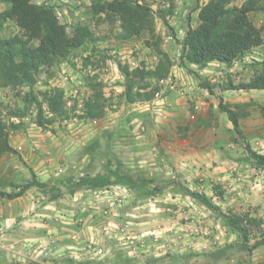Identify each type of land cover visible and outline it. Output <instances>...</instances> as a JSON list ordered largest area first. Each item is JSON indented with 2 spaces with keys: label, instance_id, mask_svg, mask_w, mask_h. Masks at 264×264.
Returning a JSON list of instances; mask_svg holds the SVG:
<instances>
[{
  "label": "crops",
  "instance_id": "1",
  "mask_svg": "<svg viewBox=\"0 0 264 264\" xmlns=\"http://www.w3.org/2000/svg\"><path fill=\"white\" fill-rule=\"evenodd\" d=\"M253 58L264 61V44L232 66L218 61L204 68L174 64L166 80L174 78L179 86L165 93L158 112L139 113L129 103L126 114L117 112L111 122L119 129L120 145L78 149L80 174L94 183L65 190L52 176L55 164L46 155V147L33 152L23 140L18 141L22 145L10 140L18 152L0 158V191L18 192L22 188L19 181H5L9 173L2 162L17 154L27 161L39 181L56 185L60 193L41 202L39 195L45 190L32 186L20 196L9 198L14 206L11 210L7 209L6 197L0 196V220L15 218L8 231L0 225V264L264 261L263 256L256 257L264 244L254 249L252 257L238 254L246 248L243 237L223 215L231 211L264 219V172L255 175L262 168L246 160L241 137L227 113L219 108L222 100L264 104V90H223L218 86L211 92L201 83L209 80L217 85L229 78L237 83L236 79L242 77L239 72L252 69L249 61ZM257 109L258 113L254 112ZM240 124L244 135L264 139V115L257 105L240 118ZM54 145L52 142L50 147ZM75 149L66 146L61 151L62 146L54 147L63 157ZM116 186L126 187L127 196H118ZM193 191L208 196L219 209L207 206L191 194ZM27 215L28 219H21ZM196 227L212 234L195 235ZM92 247L102 249L103 254L93 260L81 259Z\"/></svg>",
  "mask_w": 264,
  "mask_h": 264
},
{
  "label": "trees",
  "instance_id": "2",
  "mask_svg": "<svg viewBox=\"0 0 264 264\" xmlns=\"http://www.w3.org/2000/svg\"><path fill=\"white\" fill-rule=\"evenodd\" d=\"M95 14L103 13L110 22L121 21V38H130L149 33L147 44L152 46L159 55L156 66L149 69L139 66L131 69L121 66L125 76L124 97L128 103L152 100L160 90L158 82L169 77L174 61L170 54L163 50L162 42L155 33V19L150 4L146 0H90ZM8 7L0 10V25L12 20L20 27L21 33L9 38H0V88L19 87L28 84L33 87L37 75L42 69H51L68 58L71 52L81 47L87 40L93 39V34L87 27H78L74 35H70L67 26L60 22L55 11L46 5H39L35 0H0V4ZM256 11H264L263 0H245L236 5L233 0H209L199 12V23L193 26L188 21V28L183 44V60L186 65L194 64L199 68L208 66L211 62H222L232 66L247 53L264 44V25L258 26L251 17ZM202 85L214 92L220 87L233 90H264V61L255 63L254 75L248 81L236 83L232 78L221 84H212L203 80ZM37 100V98L34 96ZM47 111L52 115L44 117L40 103L39 124H53L60 116H69L71 111L66 107L64 93L55 90L44 93ZM257 105L264 115V104L255 101L225 102L222 100L219 108L227 113L234 125V131L244 137L240 118L249 114V108ZM106 101L101 93H95L84 104L82 118H99L105 113ZM23 116L18 111H12L10 118ZM21 122L6 120L0 116V158L6 153H17L10 142V132L21 128ZM247 149L251 158L258 166L264 167V154L255 151L250 144ZM92 178L84 177L75 187L91 184ZM48 188V184L39 181L33 173V179L18 192L0 191V196L15 198L32 187ZM74 187V188H75ZM207 206L219 209L211 199L203 193L191 192ZM227 224L243 237V242L249 250L264 244V237L249 245L250 227L260 225L262 220L249 214L224 213ZM259 264H264L261 261Z\"/></svg>",
  "mask_w": 264,
  "mask_h": 264
},
{
  "label": "rangeland",
  "instance_id": "3",
  "mask_svg": "<svg viewBox=\"0 0 264 264\" xmlns=\"http://www.w3.org/2000/svg\"><path fill=\"white\" fill-rule=\"evenodd\" d=\"M38 1L42 2V5H46L44 3L51 0H35L37 4ZM146 1L152 9L155 19V33L161 39L163 50L170 54L174 64L187 67L188 65L183 60V44L188 21L196 26L199 23L200 9L209 0ZM242 1L233 0V3L240 4ZM48 6L54 10L52 5ZM7 7V4H0V10ZM59 8L63 13L67 9L68 15L73 18V21H76V25L60 21L67 26L70 35H74L77 28L82 26L89 28L93 34V39L87 40L81 47L73 50L69 57L60 64L51 69H42L37 75V81L33 87L24 84L16 88H0V116L6 120L11 119L14 122L22 123L21 128L10 132V140L14 145L16 141L23 140V143H27L33 152H38L46 147V155L52 158L55 164L52 170L53 178L59 181L57 182L59 185H64L65 190H68L75 187L78 179L84 177L80 174L81 155L78 149L80 150L82 147L88 150L94 147L109 148L113 145H120V142L117 143V141H122L119 129H116V123H111L116 119L114 115L117 112L122 116L129 109L127 108L129 103L123 96L125 76L121 66H129L131 69L145 66L152 69L158 63L159 55L152 46L147 44V40L150 38L149 33L126 39L121 38V21L110 22L105 14H95L89 0L76 4L74 0H71L69 3L59 4ZM68 15L65 16L67 19ZM251 17L258 26L264 25V11H257ZM21 32L20 27L12 20L4 21L0 25V38H9ZM257 57L262 56L258 54ZM258 61L255 58L250 59L249 63L252 69L246 73L244 71L239 72L242 73V77L236 79L237 83L254 75L252 70H255V63ZM164 84L158 82L160 88ZM55 90L63 91L66 107L71 113L68 117H58L53 124H39L40 103H42L44 117H52L47 111L48 106L43 99L44 93H51ZM95 93H101L106 101L104 115L99 118H82L85 102ZM135 103H132L134 107ZM12 111H18L23 116L10 118L9 114ZM136 111L141 113L139 109ZM254 112L258 113V109ZM122 123L124 124V122ZM21 141L18 144L22 145ZM52 142H55L56 145L50 147ZM247 144H250L255 151L263 152L264 139H254V136L249 137L247 135L240 138V146L245 148L246 160L256 164L250 156ZM57 145L62 146L63 150L61 151H65L66 146L69 149L73 147L76 149L73 153L63 157L61 152L55 153L54 147ZM2 162L5 164L6 172L9 173L5 180L7 183L9 179H13L19 181L23 187L33 179V172L29 169V164L17 154L9 155ZM261 168L262 171H255V175L262 176L264 167ZM261 183L264 184V182ZM44 190L46 192L44 191V194L39 195L41 202L60 193L57 191L56 185H48V188ZM6 199L8 202L7 209H14L9 198L6 197ZM14 219L13 217H6L0 220V225H4L8 231L14 226ZM21 219H28V215ZM257 219L262 221L260 225L254 224L250 227L249 245L264 237V219L262 217ZM239 253L252 257L254 249L249 250L246 245L245 251H238ZM262 256L264 257V245L256 254V257L262 258Z\"/></svg>",
  "mask_w": 264,
  "mask_h": 264
},
{
  "label": "built area",
  "instance_id": "4",
  "mask_svg": "<svg viewBox=\"0 0 264 264\" xmlns=\"http://www.w3.org/2000/svg\"><path fill=\"white\" fill-rule=\"evenodd\" d=\"M74 1L76 4L78 2H82V1H86V0H74ZM69 2H71V0H51V1H46L44 4H46V6L52 5L58 19L60 21L62 20L63 23H68L70 25L71 24L76 25V21H73V18L70 15H68L69 14L68 10L65 9L64 13H63L59 8V4H61V3L64 4V3H69ZM38 4L42 5L43 3L38 1ZM90 4H91V1H90ZM67 15H68V19L65 17ZM64 19H65V21H64ZM160 82L165 83V84L163 86H161L159 91H157L155 97L152 100H147V101L135 103L134 105L137 109H139L143 112H158L160 110V107L162 106L161 104H162V100L165 96V93L169 90L177 89L179 86L178 82L175 79H170L169 81L166 79H163ZM114 191L120 197L121 196L126 197L128 194V189L126 187H123V186H116L114 188ZM193 233L195 235H202L204 237H208L212 234L210 230L205 229V228H201V227H196L193 230ZM102 254H103L102 249H100L98 247H92L90 251H88L86 254L81 256V259L93 260Z\"/></svg>",
  "mask_w": 264,
  "mask_h": 264
}]
</instances>
